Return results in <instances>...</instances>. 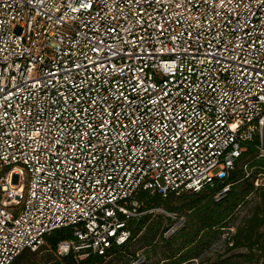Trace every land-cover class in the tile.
<instances>
[{
  "label": "built area",
  "instance_id": "2783aa9c",
  "mask_svg": "<svg viewBox=\"0 0 264 264\" xmlns=\"http://www.w3.org/2000/svg\"><path fill=\"white\" fill-rule=\"evenodd\" d=\"M256 134L264 0H0V264L69 226L59 255L105 254L136 193L213 186Z\"/></svg>",
  "mask_w": 264,
  "mask_h": 264
},
{
  "label": "trees",
  "instance_id": "16d2710c",
  "mask_svg": "<svg viewBox=\"0 0 264 264\" xmlns=\"http://www.w3.org/2000/svg\"><path fill=\"white\" fill-rule=\"evenodd\" d=\"M259 141V134L247 141L246 151L237 159L229 176L215 180L213 186L179 195L174 192L151 194L145 190L136 193L141 212L164 207L180 216L183 212L186 219L183 227L170 236L165 233L174 222L171 217L169 226L163 230L152 226L143 254L132 250L131 245L146 229L148 212L129 218L120 213L130 237L124 244L112 243L105 254L83 249L59 255V244L76 238L73 227L69 226L53 230L38 250L22 251L12 264H131L139 255H143L145 261L137 264H264V186L254 184L258 174L264 173V158L256 157ZM246 164L256 172L246 176ZM227 185L230 190L217 199ZM182 194L190 199L177 202L175 198L180 199ZM235 219L239 222L233 225ZM218 240L224 242V252L213 257L203 256ZM41 252L45 254L40 256ZM83 253L88 256L81 259L79 255Z\"/></svg>",
  "mask_w": 264,
  "mask_h": 264
},
{
  "label": "rangeland",
  "instance_id": "374dc122",
  "mask_svg": "<svg viewBox=\"0 0 264 264\" xmlns=\"http://www.w3.org/2000/svg\"><path fill=\"white\" fill-rule=\"evenodd\" d=\"M255 172L256 171L253 170V173H255ZM175 199L177 200V202H183L185 200L188 201L187 199H190V198L183 196V194H182V195H180V199H177V198H175ZM170 213L171 212L164 207L163 208L159 207L153 211L151 210L150 212H148L147 213V215L149 216L147 218L148 225H147L146 229L143 231V233L140 235V237L132 243V245H131L132 250L139 252L141 254L145 253V251L147 249V247H146L147 240H149L148 239L149 238V229H151L152 226H154V225L156 226V228H160L161 230H163L164 228L169 226L170 217L172 218ZM182 215L184 216L183 212H182ZM172 220H174V219L172 218ZM238 222H239V220L235 219L232 224L236 225ZM226 235H227V233H225L222 236V240L225 238ZM222 240H218V241L212 243L211 248L203 256H210L211 255L213 257L214 254H217V253L222 254L224 252V242ZM43 254H45V252H41L40 256ZM229 255H230V253H229ZM242 264H245V263H242Z\"/></svg>",
  "mask_w": 264,
  "mask_h": 264
}]
</instances>
